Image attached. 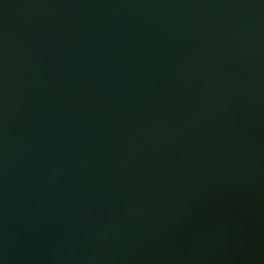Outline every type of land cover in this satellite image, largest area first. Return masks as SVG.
Returning a JSON list of instances; mask_svg holds the SVG:
<instances>
[{"label": "water", "instance_id": "water-1", "mask_svg": "<svg viewBox=\"0 0 264 264\" xmlns=\"http://www.w3.org/2000/svg\"><path fill=\"white\" fill-rule=\"evenodd\" d=\"M0 264H264V0H0Z\"/></svg>", "mask_w": 264, "mask_h": 264}]
</instances>
